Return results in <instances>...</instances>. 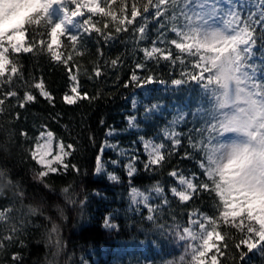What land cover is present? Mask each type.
Listing matches in <instances>:
<instances>
[{
  "label": "trees",
  "instance_id": "obj_1",
  "mask_svg": "<svg viewBox=\"0 0 264 264\" xmlns=\"http://www.w3.org/2000/svg\"><path fill=\"white\" fill-rule=\"evenodd\" d=\"M146 2L137 0L141 10ZM104 3L102 0L101 4ZM131 3L132 0H128L129 12ZM116 4L119 5L120 0H116ZM92 19L112 39L105 40L97 32H92L91 36L81 33L82 43L74 49L66 35L59 37L53 45L59 59L53 60L46 47L50 43L46 26L33 25L26 33V41L37 42L33 51L10 53V61L18 71L11 73L12 65H9L5 77H0V98H5V103L0 105V168L7 169L17 185L15 193L4 189V194L0 195V209H11L8 219L0 220V244H3L0 264H83L86 260L91 264H114L111 262L114 251L131 243H144L150 251L155 245L164 252V237L156 232L154 223L146 219L147 209H132L128 201L132 188L146 192L157 184L164 189L163 198L168 201L164 205L158 200V206L163 208L156 212L159 224L176 222L186 226L190 213L194 212L214 216L218 221L217 231L223 236L218 264H264L261 249L249 251L241 244V240L251 237L246 228L241 231L219 217L220 203L214 191H201L186 203L169 194V187L175 184L169 175L173 170L186 176L196 173L201 181L206 179L197 163L203 153L189 143L190 137L197 142L198 133L193 131L199 125L195 109L203 93L190 79L196 58L179 54L168 45L173 55H182L184 63L180 59L146 60L133 40L138 28L147 23L148 33L140 46L152 45L156 38L152 19L146 21L138 17L133 25H128L127 31L119 33L110 17L97 13ZM104 23L110 28L104 29ZM41 39L43 45L39 43ZM113 60H118V64L113 65ZM253 61L258 66L264 65V42L259 39ZM137 64L146 66L141 70ZM96 70L101 72L99 77L95 75ZM134 73L139 83L131 80ZM148 75L154 77L151 83L145 80ZM174 79H181L183 83L174 85ZM38 83L50 98L41 95V89L36 87ZM73 87L77 88L75 94ZM8 91H15L16 96L7 97ZM25 93L35 99L20 108ZM83 93L93 99H80ZM66 95L75 98V103H65ZM136 99L140 103L135 107ZM153 104L163 106L157 112L144 114L145 107ZM182 110L185 117L175 128L176 138L181 143L173 148L164 131L173 129L170 121ZM132 116L137 117L139 128L129 130L128 119ZM41 129L51 131L68 153L62 164L56 166L58 170L44 178L37 175L42 167L31 155ZM110 131L116 132L112 138L121 146L133 149L132 165L136 171L131 177L125 172L126 162L121 157L102 151L109 141ZM141 137L153 138L165 145V160L161 165L145 167L148 157L144 154ZM186 153L193 158L184 159ZM98 156L109 162L101 174L96 172ZM109 172L118 179H109ZM30 208L39 211L32 214ZM106 219L116 227H107ZM53 225L57 228L55 233ZM238 244L240 248L236 247ZM13 255L19 259L13 261ZM129 259L131 256L125 255L115 264H130ZM135 261L131 262L136 264Z\"/></svg>",
  "mask_w": 264,
  "mask_h": 264
},
{
  "label": "snow or ice",
  "instance_id": "obj_2",
  "mask_svg": "<svg viewBox=\"0 0 264 264\" xmlns=\"http://www.w3.org/2000/svg\"><path fill=\"white\" fill-rule=\"evenodd\" d=\"M69 2L73 7H69ZM85 9L90 14L87 17ZM0 10L3 11L0 15V77H5L9 65H12L11 73L16 74L18 71L14 62L10 61V53L33 51L37 42L26 41V33L33 25L46 26V35L51 38L46 47L52 53V59L57 60L59 55L53 51V45L57 44L58 37L66 35L74 49L82 43L81 33L91 36L92 32H97L105 40L112 39L92 19L97 13L110 17L117 33L127 31L128 25H133L138 17L142 16L145 20L154 18L161 31L157 33L159 40H154L150 49H144L146 60L180 59L184 63L182 55H173L168 45L173 46L179 54L196 57L190 79L203 89L208 98V107L202 114L203 125L193 129L200 139L198 142H194L191 137L189 139L193 149L203 153V158L197 163L206 179L201 181L196 173L188 178L173 170L169 175L177 178L180 187L173 186L170 190L182 203L192 200L201 191H214L220 200L217 208L219 217L225 222L230 221L233 227H238L241 231L246 228L247 233L252 234L248 240H241V244L249 251L258 246L264 250V79L258 77V74L264 77V65L258 66L253 61L257 40L264 42V0H147L143 3L142 10L137 0H132L130 12L128 0H120L119 5L116 0H105L104 4L98 0H0ZM77 17H82V22ZM161 18L170 23H161ZM109 28L110 25L104 23V29ZM72 29L77 31L73 32ZM166 31L174 33L175 38L166 36ZM138 32L140 39H144L146 33L143 25L138 28ZM39 43L43 45L44 40L41 39ZM160 44L165 47H159ZM118 62L113 60L112 64L116 65ZM145 66L137 64V68L141 70ZM95 75L99 77L101 72L96 70ZM153 79L151 75L145 77L148 83ZM131 80L139 83L135 73ZM172 83L181 85L183 80L174 79ZM36 87L41 89V95L50 98L42 84L38 83ZM72 92L77 93V88L73 87ZM6 96L15 97L16 92L8 91ZM79 98L93 99L87 93L81 94ZM34 99L32 94L25 93L19 107L25 108ZM64 100L68 104L75 103V98L67 95ZM4 103L5 98H0V105ZM156 108L158 105L155 104L146 107L145 114ZM180 118L182 117H178ZM128 123L129 127H135L136 118L129 117ZM164 135L172 141L173 148L180 145L181 141L176 138L174 130L165 129ZM40 136L44 137L45 132H41ZM46 136L47 140L43 145L37 144L38 149H44L39 158L36 151L31 153L36 164L43 166L37 173L40 178L55 173L58 169L53 165L62 161V155L59 154L53 159H46L50 154L53 133L47 131ZM141 139L149 158L145 167L161 165L165 160V145L143 137ZM71 147L72 145H68V148ZM61 152L63 155L68 154L62 146ZM192 158L189 153L184 156V159ZM101 169L102 161L98 156L97 171ZM128 169L131 177L136 168L129 164ZM110 179L117 180L118 177L110 176ZM4 189L15 193L17 185L13 183L8 170L0 168V195L4 194ZM64 191L67 193L68 189ZM152 191L159 196L163 189L157 184ZM130 198L136 207L143 204L147 208L146 219L149 222L159 228L165 227L158 223L156 216V212L163 208L152 206L150 193L132 188ZM167 203L165 198L163 204ZM10 211L11 209H0V220L6 221ZM38 211L37 208H30L32 214ZM217 223L214 216L190 213L189 225L199 227V239L202 241L198 248H193V264H206V254L215 246L211 243L212 239H223L217 231ZM105 225L116 227L108 219L105 220ZM56 231L57 228L53 225L52 232ZM197 235L192 227H184L180 239L186 236L196 239ZM236 247L240 248V245ZM216 251L219 253L221 250L217 248ZM243 256L242 253L241 260ZM12 259L16 261L19 257L13 255ZM211 264H218L216 255L211 256Z\"/></svg>",
  "mask_w": 264,
  "mask_h": 264
},
{
  "label": "rangeland",
  "instance_id": "obj_3",
  "mask_svg": "<svg viewBox=\"0 0 264 264\" xmlns=\"http://www.w3.org/2000/svg\"><path fill=\"white\" fill-rule=\"evenodd\" d=\"M98 2L102 3V0H98ZM69 7L70 8L73 7L70 2H69ZM2 14H3V11L0 10V15H2ZM60 15H62V14H60ZM89 15L90 14L87 13V11L85 9V17H87ZM150 19L153 20L151 25H154L153 29H154V33L156 35V38H154L153 41L154 40L158 41L159 37H158L157 33L159 31H161L160 25L157 24V22L154 18H149V20ZM77 20L82 22L83 18L78 17ZM149 20L147 19L146 21H149ZM161 23L169 24L170 22L168 20H165L164 18H161ZM147 25H148L147 23L143 24V26L145 27V33L146 34L148 33ZM72 31L75 32V31H77V29H72ZM165 35L168 36L169 38H175L174 33H172L171 31H166ZM58 39H59V37H58ZM142 41H143V39H140V33L137 30V34L135 35L133 42H134V45L137 48H140L144 54V49L148 48V47L140 46ZM50 42H51V38H50ZM163 46H164L163 44L159 45V47H161V48H163ZM151 47H152V45L148 49H150ZM193 58H196V57H193ZM258 77L261 79H264V77H260L259 74H258ZM201 90L203 91L202 88H201ZM69 97H71V96H69ZM134 102H135V107H136L140 103V100L136 99ZM198 103L199 104L195 109V116L198 117L197 122L199 125L198 126L196 125L197 126L196 129L200 128L203 125L202 114H203L204 110L208 107V98L205 96L204 92L201 94V97L199 98ZM155 105H157V104H155ZM162 106H163V104H159L158 108L153 110L151 113L157 112L158 110H160L162 108ZM167 108H170V107L167 106ZM143 113L145 114V111ZM148 114H150V113H148ZM134 117L137 119L136 116H134ZM178 117H182V118L178 119ZM178 117L173 116V118L170 121V123L172 125H173V121H175V124L172 126L173 127L172 130H174V131H175L176 125L178 123H181L180 121H182L184 119L185 112L182 110L179 113ZM131 128L135 129V128H139V126L136 125L135 127H129V130H131ZM47 131L48 130H46V129H41L39 131L37 137H36L32 152L33 151L37 152V158H39L40 152L44 151L43 148L38 149L37 144L43 145L46 142V140H47L46 132ZM41 132H45L44 137L40 136ZM114 133H116V132L115 131L109 132V134H108L109 141L103 146L102 151L103 152L110 151L111 153L116 154L118 157H121V159H123L126 162L124 167H125V172L128 174V171H129L128 165L132 164L133 163L132 159H134V154L132 152L133 149L130 147L124 146V145L121 146V144L119 143L118 140L112 138ZM38 137H39V140L37 139ZM110 139H111V141H110ZM144 139H146V138H144ZM199 139H200V137L198 135L196 141L198 142ZM147 140H153L155 143H161V142H157L153 138H149ZM61 146L62 145L59 142H57L54 137H52L51 138L50 154L46 156V159H53V157L55 155L59 154V155H62V161H63V159L67 155H63V153L61 152ZM142 146H143L144 154L148 157V153L145 151V148H144L143 140H142ZM63 150H64V152H66V150L64 148H63ZM62 161L59 164H62ZM101 161H102V169L98 172L97 167H96L97 174L104 173L105 168H106V164H109L108 161H103L102 158H101ZM113 162H112V165L115 166L116 163H113ZM57 165L58 164H54L53 166L56 167ZM40 166L43 168L42 165H40ZM110 176H114V174L109 172L108 173L109 179H110ZM187 177L191 178V176H187ZM174 181H175V184L169 187V194L178 199V197L174 196L170 190L173 186L180 187V185L178 184L177 178H174ZM152 189L153 188L147 190L146 193L151 194V196H152L151 204L154 208H156L159 205L158 200L160 202H162V204H163V200H164L163 196L165 195V191L162 188L163 192L159 196H157V194L154 191H152ZM130 193H131V191H130ZM130 193L128 196L129 207H131L132 209H137V208L147 209L143 204H141L139 207H136L131 201ZM219 203H220V200H219ZM195 218L196 217H193V219H195ZM184 227H192V230L198 234L197 238L192 239L191 237L186 236L184 239H180V234L183 233ZM155 230L157 233L161 234L164 237V241H165L164 252H160L159 247L155 246V245H153L152 250L150 251L149 247L144 243H139V244L131 243V244H126L122 249H120V251H114L115 256L111 257L112 258L111 262L115 264L117 261H119L121 258H123V256L129 255V256H131V259H129V261L127 263H130V264H135V263L131 262L134 260H136L135 261V262H137L136 264H193V261H192L193 248H198L202 242L199 239V234H200L201 230L199 229L198 226L189 225V221H188L186 226H183V225L178 224L176 222H171V223L165 225L164 228L156 227ZM250 235H252V234H250ZM220 242H221V240L217 241V240H215V238L212 239L211 243H213L215 246L207 252L206 257H205L206 264H211V256L212 255H216V256L218 255L216 249L219 248ZM260 249L261 248L258 246L257 250H260ZM262 251L264 252V250H262ZM102 256L104 257L105 253H103ZM83 264H91V263L88 260H86L83 262Z\"/></svg>",
  "mask_w": 264,
  "mask_h": 264
},
{
  "label": "bare ground",
  "instance_id": "obj_4",
  "mask_svg": "<svg viewBox=\"0 0 264 264\" xmlns=\"http://www.w3.org/2000/svg\"><path fill=\"white\" fill-rule=\"evenodd\" d=\"M147 160V159H146ZM152 232V231H151Z\"/></svg>",
  "mask_w": 264,
  "mask_h": 264
}]
</instances>
